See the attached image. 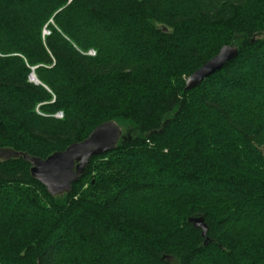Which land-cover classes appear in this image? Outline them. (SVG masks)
<instances>
[{"label":"trees","instance_id":"obj_1","mask_svg":"<svg viewBox=\"0 0 264 264\" xmlns=\"http://www.w3.org/2000/svg\"><path fill=\"white\" fill-rule=\"evenodd\" d=\"M109 121L128 133L69 194L0 162V264H264V0H0V148Z\"/></svg>","mask_w":264,"mask_h":264},{"label":"water","instance_id":"obj_2","mask_svg":"<svg viewBox=\"0 0 264 264\" xmlns=\"http://www.w3.org/2000/svg\"><path fill=\"white\" fill-rule=\"evenodd\" d=\"M238 55L237 46H224L217 56L187 79L186 90L198 87L206 78L222 70ZM37 83L40 82L37 80ZM122 138H124L123 129L119 123L109 121L98 126L86 140L75 143L64 151L55 152L46 159L37 158L27 152H19L12 148H0V162L23 158L31 164L30 173L33 179L43 184L51 196L57 197L69 194L73 184L77 183L86 173L91 159L115 150ZM189 222L201 230V235L205 239L204 244L208 245L209 227L205 218H190Z\"/></svg>","mask_w":264,"mask_h":264},{"label":"built area","instance_id":"obj_3","mask_svg":"<svg viewBox=\"0 0 264 264\" xmlns=\"http://www.w3.org/2000/svg\"><path fill=\"white\" fill-rule=\"evenodd\" d=\"M89 54L92 55V56H94L95 55V52L94 51H90ZM31 81H34L33 78H31ZM63 116L64 115H63L62 112H58L55 117L56 118H63Z\"/></svg>","mask_w":264,"mask_h":264},{"label":"rangeland","instance_id":"obj_4","mask_svg":"<svg viewBox=\"0 0 264 264\" xmlns=\"http://www.w3.org/2000/svg\"><path fill=\"white\" fill-rule=\"evenodd\" d=\"M36 84V83H35ZM57 114V113H56ZM56 114L54 115V116H56ZM64 117V116H63ZM57 119H62V118H57ZM122 127V129H123V136H125L127 133H128V131H129V129L126 127V126H124V125H122L121 126Z\"/></svg>","mask_w":264,"mask_h":264},{"label":"bare ground","instance_id":"obj_5","mask_svg":"<svg viewBox=\"0 0 264 264\" xmlns=\"http://www.w3.org/2000/svg\"><path fill=\"white\" fill-rule=\"evenodd\" d=\"M33 78H34L35 81H37V78H35L34 76H33ZM13 160H14V159H13Z\"/></svg>","mask_w":264,"mask_h":264}]
</instances>
